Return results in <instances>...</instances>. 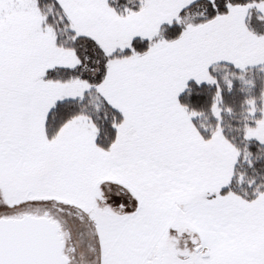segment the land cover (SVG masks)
Wrapping results in <instances>:
<instances>
[{"label":"snow or ice","instance_id":"6c2138e0","mask_svg":"<svg viewBox=\"0 0 264 264\" xmlns=\"http://www.w3.org/2000/svg\"><path fill=\"white\" fill-rule=\"evenodd\" d=\"M0 264H264V0H0Z\"/></svg>","mask_w":264,"mask_h":264}]
</instances>
